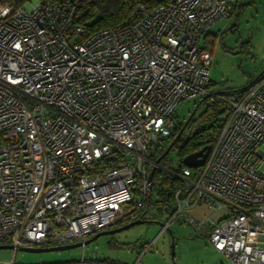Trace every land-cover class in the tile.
<instances>
[{
	"label": "built area",
	"instance_id": "2783aa9c",
	"mask_svg": "<svg viewBox=\"0 0 264 264\" xmlns=\"http://www.w3.org/2000/svg\"><path fill=\"white\" fill-rule=\"evenodd\" d=\"M80 1L0 0V245L60 246L142 219L151 151L175 131L178 104L198 99L228 109L203 165L166 171L181 182L170 221L232 264H264V78L209 89L204 39L229 0L137 4L91 34ZM199 206L210 213L195 219Z\"/></svg>",
	"mask_w": 264,
	"mask_h": 264
},
{
	"label": "rangeland",
	"instance_id": "374dc122",
	"mask_svg": "<svg viewBox=\"0 0 264 264\" xmlns=\"http://www.w3.org/2000/svg\"><path fill=\"white\" fill-rule=\"evenodd\" d=\"M227 25L208 40L211 51L210 91L236 90L250 84L264 69V0H233ZM198 99L184 100L176 114L182 119ZM202 110H197L198 115ZM154 152V149L151 153ZM175 150L167 154L165 171L177 166ZM170 174V173H169ZM155 190L143 220L126 230L104 235L88 245L62 251L26 252L0 249V264H54L81 257L118 264H232L220 255L195 228L154 206ZM173 211L174 204H168ZM164 227V225H166ZM173 250L171 253V244Z\"/></svg>",
	"mask_w": 264,
	"mask_h": 264
},
{
	"label": "trees",
	"instance_id": "16d2710c",
	"mask_svg": "<svg viewBox=\"0 0 264 264\" xmlns=\"http://www.w3.org/2000/svg\"><path fill=\"white\" fill-rule=\"evenodd\" d=\"M166 1L167 0H81L79 4L80 21L85 26L86 33L91 34L101 29L115 28L120 25L130 16L133 7L137 4H142L151 8ZM262 77L264 78V71L247 86ZM247 86L236 90L244 89ZM231 91L234 90L219 93L228 94ZM198 107H202L201 112L190 119L180 137L170 150H175L178 159L176 169L173 171L177 172L184 166L182 160L186 155L194 153L207 145L210 147L214 145L228 109L226 104L220 101H216L210 105H206L205 101H203ZM185 120V117L180 119L176 115L177 127L175 131L172 136L167 139L168 142L166 144L162 145V143H158L155 146L154 152L149 156L152 162L163 153L168 143L174 140ZM166 158L167 155L160 161L161 168L157 169L154 173L152 191L155 190L156 201L154 202V206L156 209L167 213L169 217H171L175 209H173V211L169 210L168 204L173 202L174 194L179 189L181 182L177 177L164 170ZM143 218L144 215L142 216V219Z\"/></svg>",
	"mask_w": 264,
	"mask_h": 264
},
{
	"label": "water",
	"instance_id": "95a60500",
	"mask_svg": "<svg viewBox=\"0 0 264 264\" xmlns=\"http://www.w3.org/2000/svg\"><path fill=\"white\" fill-rule=\"evenodd\" d=\"M264 69L261 71V73L259 74V76L263 73ZM202 101V100H201ZM201 101H199L195 107L191 110L190 114L188 115V117L186 118L183 126L181 127V129L179 130V132L177 133L176 137L174 138V140L167 146V148L163 151V153L156 158V160L154 161V165L152 166L149 175H148V181L151 183L153 180V176L154 173L157 169L161 168L160 165V161L169 153V151L172 149L173 145L175 144L176 140L180 137L181 133L183 132L184 128L186 127V125L188 124V122L190 121V119L194 116L199 104L201 103ZM210 151V146L207 145L203 148H201L200 150L188 154L186 155L182 162L183 165L188 167V168H197L203 165L208 153ZM146 221L139 218V219H135L132 220L124 225L115 227V228H110V229H106L100 232L95 233L94 235H92L91 237H89L88 239L84 240V241H79V242H73L70 244H65V245H60V246H50V247H20L18 249H15L13 246L11 245H0V249H13L15 251L20 250V251H26V252H52V251H62V250H67V249H72V248H78V247H83L85 245L90 244L91 242L95 241L97 238L104 236V235H112L115 233H118L120 231L126 230L136 224H140V223H145ZM171 253L173 250V241H171ZM173 255V253H172Z\"/></svg>",
	"mask_w": 264,
	"mask_h": 264
},
{
	"label": "crops",
	"instance_id": "0c3cea01",
	"mask_svg": "<svg viewBox=\"0 0 264 264\" xmlns=\"http://www.w3.org/2000/svg\"><path fill=\"white\" fill-rule=\"evenodd\" d=\"M233 0H229L231 3ZM227 25L226 21H218L215 23L206 33L205 35V46L208 47V40L212 37L217 36L221 31L224 30L225 26ZM212 83L210 79V84ZM190 215L195 219H201L206 215H209L210 210L205 206H199L189 211Z\"/></svg>",
	"mask_w": 264,
	"mask_h": 264
},
{
	"label": "flooded vegetation",
	"instance_id": "af4514ba",
	"mask_svg": "<svg viewBox=\"0 0 264 264\" xmlns=\"http://www.w3.org/2000/svg\"><path fill=\"white\" fill-rule=\"evenodd\" d=\"M196 103H197V101H196V102H193V104H192V106H191V109L188 111V113H187V115L185 116V118L188 117V115L190 114L191 110L195 107ZM198 108H199V107H198ZM198 108H197V110H198ZM197 110H196V112H195L194 115H196ZM193 117H194V116H193ZM172 141H173V140H172ZM167 142H168L167 140L164 141V142H162V145L166 144ZM169 144H170V143H168V145H169ZM168 145H167V146H168ZM130 221H132V220L124 219V220H122L120 223H118L117 225H115V226H113V227H111V228H115V227H118V226L124 225V224H126V223H128V222H130ZM109 229H110V228H109Z\"/></svg>",
	"mask_w": 264,
	"mask_h": 264
}]
</instances>
